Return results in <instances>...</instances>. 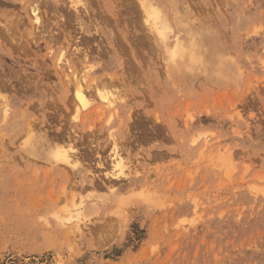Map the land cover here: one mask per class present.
I'll return each instance as SVG.
<instances>
[{
	"label": "rangeland",
	"instance_id": "rangeland-1",
	"mask_svg": "<svg viewBox=\"0 0 264 264\" xmlns=\"http://www.w3.org/2000/svg\"><path fill=\"white\" fill-rule=\"evenodd\" d=\"M81 1L0 0V264H264V0Z\"/></svg>",
	"mask_w": 264,
	"mask_h": 264
},
{
	"label": "bare ground",
	"instance_id": "bare-ground-1",
	"mask_svg": "<svg viewBox=\"0 0 264 264\" xmlns=\"http://www.w3.org/2000/svg\"><path fill=\"white\" fill-rule=\"evenodd\" d=\"M42 1V0H41ZM81 0H78V2H80ZM70 2V1H69ZM82 2V1H81ZM48 3H49V1H48ZM39 4V3H38ZM37 4V5H38ZM83 4V3H82ZM93 4V3H92ZM28 5H30V4H28ZM31 5L33 6H30V8H32L31 9V13H32V16H33V20L35 21V22H40V19L41 18H39V16L37 15L39 12H37L36 11V8L35 7H37L36 5H35V7H34V5L31 3ZM94 5V4H93ZM99 5V4H98ZM147 5H151L150 3H147ZM145 6V5H144ZM42 7V6H41ZM84 7V6H83ZM87 7V6H86ZM134 7V6H133ZM136 7V6H135ZM138 7V6H137ZM201 7V6H200ZM76 8V7H75ZM95 8H96V6H95ZM47 9V8H46ZM50 9V8H49ZM67 9H68V7H67ZM67 9H66V11H67ZM151 9H153V8H151ZM51 10H52V8H51ZM64 10V9H63ZM154 10V9H153ZM73 11V10H72ZM71 11V12H72ZM157 12V11H156ZM16 13V12H15ZM56 13V12H55ZM65 13V12H64ZM69 13V12H68ZM151 13V12H150ZM64 15V14H63ZM66 15V14H65ZM225 15V14H224ZM67 16V15H66ZM88 16V15H87ZM143 18V17H142ZM153 18V17H152ZM65 20H67V19H65ZM100 20V19H99ZM61 21V20H60ZM76 21V20H75ZM25 22V21H24ZM70 22V21H69ZM32 23V22H31ZM41 23V22H40ZM48 23V22H47ZM63 23H65V21L63 20ZM102 23V22H101ZM5 24V23H4ZM46 24V23H45ZM66 24V23H65ZM68 24V23H67ZM66 24V25H67ZM48 25V24H47ZM75 25V24H74ZM65 26V25H64ZM10 28V27H9ZM146 28V27H145ZM159 28V27H158ZM65 29V28H64ZM57 30V29H56ZM142 30V29H141ZM146 30V29H145ZM147 30H148V28H147ZM49 31H51V30H49ZM66 31V30H65ZM69 31V30H68ZM34 32V31H33ZM40 33V32H39ZM38 33V34H39ZM42 33V32H41ZM57 33V32H56ZM55 34V33H54ZM61 34V33H60ZM42 35V34H41ZM40 35V36H41ZM98 35V34H97ZM142 35H144L143 33H142ZM142 35H141V37H142ZM149 35V34H148ZM1 36V35H0ZM3 36V35H2ZM39 36V35H38ZM57 36V35H56ZM23 37V36H22ZM42 37V36H41ZM87 37V36H86ZM144 37V36H143ZM151 37V36H150ZM50 38V37H49ZM61 38V37H60ZM89 38H91V37H89ZM98 38V37H97ZM17 39V38H16ZM55 39V38H54ZM92 39V38H91ZM14 40H15V38H14ZM100 40V39H99ZM9 41V40H8ZM16 41V40H15ZM58 41V40H57ZM56 41V42H57ZM91 41V40H90ZM93 41H94V39H93ZM22 42V41H21ZM31 42V41H30ZM85 42V41H84ZM97 42V41H96ZM96 42H95V44H96ZM99 42V41H98ZM100 42H101V40H100ZM148 42V41H147ZM25 43V42H24ZM87 43V42H86ZM102 43V42H101ZM21 44V43H20ZM32 44V43H31ZM83 44V43H82ZM73 45V44H72ZM84 45H85V43H84ZM93 45V44H92ZM104 45V44H103ZM91 46V45H90ZM88 47V46H87ZM91 47H93V46H91ZM119 47V46H118ZM140 47V46H139ZM28 48V47H27ZM89 48V47H88ZM94 48H96V47H94ZM143 48V47H142ZM98 49V48H97ZM121 49V48H120ZM93 50H95V49H93ZM102 52H103V50H102ZM101 52V53H102ZM105 52V51H104ZM98 53V52H97ZM61 55H63V53H61ZM67 56H68V53H67ZM98 56V55H97ZM80 57H81V55H80ZM79 57V59H81ZM59 58V57H58ZM57 58V59H58ZM62 59L64 58V57H61ZM61 58H59V59H61ZM59 59L57 60V61H59ZM78 59V58H77ZM63 60H65V58L63 59ZM74 60V59H73ZM78 61V60H77ZM75 63H77V62H75ZM74 65V64H73ZM88 65V64H87ZM58 67V66H57ZM67 68V67H66ZM77 68V67H76ZM88 68V67H87ZM73 69H75V68H73ZM125 70V69H124ZM76 71V70H75ZM44 72H45V70H44ZM48 73V72H47ZM49 74V73H48ZM51 75V74H50ZM66 75H67V73H66ZM75 75V74H74ZM77 75H79V74H77ZM106 77V76H105ZM74 79V78H73ZM109 80V79H108ZM107 80V81H108ZM71 81V80H70ZM66 82V81H65ZM76 82V81H75ZM95 82V81H94ZM102 82V81H101ZM91 83V82H90ZM105 83V82H104ZM66 84V83H65ZM103 84V83H102ZM75 85H76V89H75V92H74V95H75V97L81 102V105H82V108L83 107H85L86 106V103H85V101H84V99H83V96H82V89H80V86L81 85H79V82L77 81L76 83H75ZM93 85V84H92ZM91 85V86H92ZM95 85H96V83H95ZM94 86V85H93ZM90 88V87H89ZM73 90H74V87H73ZM99 90V89H98ZM71 91V90H70ZM114 91H115V89H114ZM89 93V92H88ZM117 93V92H116ZM113 94H115V92H113ZM97 95H98V99H100V100H103V101H105L107 104H111L112 103V101H113V99H115V98H113V97H111V93L109 94V93H103V91L102 92H98L97 93ZM86 96V95H85ZM96 96V95H95ZM94 96V97H95ZM120 96L121 95H119L118 97L120 98ZM69 97V96H68ZM118 98V99H119ZM136 98V97H135ZM75 99V98H74ZM102 101V102H103ZM126 101V100H125ZM105 102H103V103H105ZM104 104V105H107V104ZM73 105V104H72ZM111 106V105H110ZM54 114V113H53ZM63 114V113H62ZM134 120V119H133ZM96 121V120H95ZM28 124V123H27ZM94 124V123H93ZM131 124V123H130ZM61 125V124H60ZM65 126V125H64ZM135 127V126H134ZM159 127H161V126H159ZM157 128V127H156ZM62 129V128H61ZM163 129V128H162ZM59 130H60V128H59ZM92 130V129H91ZM125 130V129H124ZM129 131V130H128ZM140 131V130H139ZM94 133V132H93ZM124 133V132H123ZM103 134V133H102ZM168 136V135H167ZM127 137V136H126ZM135 137V136H134ZM152 137H154L153 135H152ZM155 139V138H154ZM115 140V139H114ZM141 140V139H140ZM134 141V140H133ZM132 141V142H133ZM135 142V141H134ZM166 142V141H165ZM117 143V142H116ZM119 144H121V143H119ZM125 144V143H124ZM118 145V144H117ZM74 146V145H73ZM85 147V146H84ZM135 147V146H134ZM118 148V147H117ZM117 148L115 149V148H113L112 150H113V154L111 155L112 156V158H111V161H112V175H115V176H119V175H122V174H125V172H124V161H123V159H122V154L124 153H120L119 154V152L118 151H122V150H117ZM123 148V147H122ZM68 149L70 150V148L68 147ZM68 149H60L59 150V153H58V158L60 159V160H62V161H64L65 163H71L73 160H74V158L76 157V155H75V157H73V154H70V152H69V150ZM86 149V148H85ZM119 149H120V147H119ZM86 151V150H85ZM72 153V152H71ZM74 153V152H73ZM77 154V153H76ZM92 154V153H91ZM168 155V154H167ZM90 156V155H89ZM73 157V158H72ZM83 157V156H82ZM76 159H78L77 157H76ZM126 161V160H125ZM79 162V161H78ZM102 173V172H101ZM51 192V191H50ZM100 224V223H99Z\"/></svg>",
	"mask_w": 264,
	"mask_h": 264
}]
</instances>
